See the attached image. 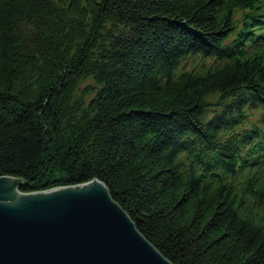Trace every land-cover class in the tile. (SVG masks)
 Wrapping results in <instances>:
<instances>
[{
    "label": "trees",
    "instance_id": "obj_1",
    "mask_svg": "<svg viewBox=\"0 0 264 264\" xmlns=\"http://www.w3.org/2000/svg\"><path fill=\"white\" fill-rule=\"evenodd\" d=\"M101 180L174 264H264V0H0V176Z\"/></svg>",
    "mask_w": 264,
    "mask_h": 264
},
{
    "label": "water",
    "instance_id": "obj_2",
    "mask_svg": "<svg viewBox=\"0 0 264 264\" xmlns=\"http://www.w3.org/2000/svg\"><path fill=\"white\" fill-rule=\"evenodd\" d=\"M0 176V264H174L99 179L24 192Z\"/></svg>",
    "mask_w": 264,
    "mask_h": 264
}]
</instances>
